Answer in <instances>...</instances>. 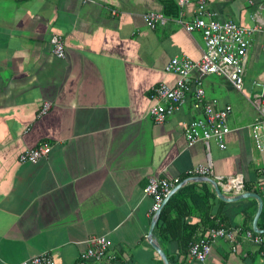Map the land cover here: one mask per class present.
<instances>
[{
	"label": "crops",
	"instance_id": "1",
	"mask_svg": "<svg viewBox=\"0 0 264 264\" xmlns=\"http://www.w3.org/2000/svg\"><path fill=\"white\" fill-rule=\"evenodd\" d=\"M195 6V0L184 6L178 0H0V264L42 252L55 264H77L91 235L105 236L110 247L101 262L88 264H163L147 239L153 199L142 189L150 177L182 183L196 165L209 166L211 175L202 177L215 181L241 176L243 192L258 193L264 205V150L255 149L251 134L258 116L251 100L264 92L263 31L249 37L241 91L223 76L192 72L206 100L231 107L225 148L214 140L188 145L184 123L203 116L190 98L162 123L148 115L151 88L177 80L165 70L171 57L201 56V32L184 28ZM207 7L219 21L264 23V0H207ZM147 12L166 20L151 28ZM53 35L63 38L64 58L51 52ZM44 102L50 108L40 114ZM41 142L50 145L47 155L19 160ZM192 183L212 192L210 218L225 217L224 228L253 230L256 198L225 201L205 180L180 188ZM218 186L226 196L238 195ZM193 201L188 193L187 207ZM181 221L199 224L193 240L209 228L195 214ZM153 236L169 264L260 263V245L243 234L236 251L216 239L203 262L176 238L161 236L156 223Z\"/></svg>",
	"mask_w": 264,
	"mask_h": 264
},
{
	"label": "built area",
	"instance_id": "2",
	"mask_svg": "<svg viewBox=\"0 0 264 264\" xmlns=\"http://www.w3.org/2000/svg\"><path fill=\"white\" fill-rule=\"evenodd\" d=\"M190 0H178L184 6ZM195 16L191 22L184 23L187 32L199 30L204 40V47L197 61L189 57L173 56L165 66V70L177 75L174 84L163 82L155 84L150 90L153 103L148 110V115L154 123H162L172 115L188 98L192 99V106L200 108L203 116L184 123V134L188 145L202 141L207 146L214 140L220 149L226 146V136L230 132L227 118L231 112L230 105H220L215 100H206L202 82L192 75L198 69L202 73L215 74L225 77L237 89L242 90L244 84V64L247 49L250 45V35L256 31L264 32V23L257 22L253 27H243L231 20L219 21L213 18L214 14L207 7V0H195ZM264 18V12L262 13ZM147 26L153 28L157 23H163L166 17L159 12L143 14ZM51 52L57 58L65 57V45L60 35H53L50 39ZM258 112V116L251 125V134L254 147L257 151L264 150V92L256 94L251 100ZM50 108V103L44 102L40 114ZM50 145L41 142L38 145L21 151L18 158L21 162L35 163L39 158L47 155ZM264 171V165H263ZM211 169L206 165H196L190 169L186 178L193 176H210ZM218 185L228 192L240 194L244 190L241 176L215 177ZM179 182L178 178L166 180L150 177L142 191L144 195L153 199L150 212L155 214L161 207L164 198ZM264 195V186H261ZM244 235L253 243L260 245V263L264 264V234L240 226L224 228L222 226L209 228L206 233L189 244V256L203 262L211 250V244L218 238L232 242V251L238 248L237 238ZM85 249L80 253L77 264L101 262L108 255L110 241L102 235H91L83 241ZM12 264V263H8ZM14 264H55L53 256L42 252L33 257L24 259Z\"/></svg>",
	"mask_w": 264,
	"mask_h": 264
},
{
	"label": "trees",
	"instance_id": "3",
	"mask_svg": "<svg viewBox=\"0 0 264 264\" xmlns=\"http://www.w3.org/2000/svg\"><path fill=\"white\" fill-rule=\"evenodd\" d=\"M195 185V183H192L177 190L163 206L156 222V229L161 236L167 239L176 238L185 245L187 251L199 224L189 225L183 223L181 220L186 215H197L201 220V224L209 228L219 227L225 220V217L217 214L210 218V211L207 205L212 192L206 186H203L201 190H197V185ZM188 193L194 195V207H187L186 205ZM196 209H198L197 212ZM172 214H175V216L171 217ZM259 225L264 228V205L259 217Z\"/></svg>",
	"mask_w": 264,
	"mask_h": 264
},
{
	"label": "water",
	"instance_id": "4",
	"mask_svg": "<svg viewBox=\"0 0 264 264\" xmlns=\"http://www.w3.org/2000/svg\"><path fill=\"white\" fill-rule=\"evenodd\" d=\"M203 180L210 182L213 185L214 190L217 193V195L221 199H223L225 201H236L238 199L245 198V197H254V198H256L257 201H258V209H257V212H256L255 217L253 219V223H252L253 227H252V229L255 232H258V233H264V229H259L258 226H257V220H258V217H259V215H260V213L262 211V207H263V199L258 193L251 192V191H244L243 193H240V194L235 195V196H226L225 194L222 193V190L220 189V187L218 186V184L216 183V181L213 178L202 177V176H199V177L193 176L191 178L186 179L182 183L177 184L176 187H174L170 191V193L164 198L160 209L154 214V216H153V218L151 220L150 229H149V232H148V238L147 239H148L150 245L153 247V249L158 253L160 258L162 259L163 264H169L168 258L166 256V254L164 253V251L162 250V248L160 247V245H159L158 241L156 240V238L153 236V228H154V225H155V223H156V221H157V219L159 217L160 211L163 208V206L165 205V203L167 202V200L170 198V196L178 188H180L183 185L184 182H186V181H203Z\"/></svg>",
	"mask_w": 264,
	"mask_h": 264
}]
</instances>
